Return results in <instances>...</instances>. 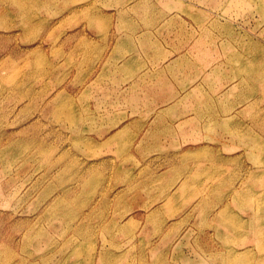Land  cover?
<instances>
[{"label":"rangeland","instance_id":"374dc122","mask_svg":"<svg viewBox=\"0 0 264 264\" xmlns=\"http://www.w3.org/2000/svg\"><path fill=\"white\" fill-rule=\"evenodd\" d=\"M264 0H0V264H264Z\"/></svg>","mask_w":264,"mask_h":264},{"label":"bare ground","instance_id":"6f19581e","mask_svg":"<svg viewBox=\"0 0 264 264\" xmlns=\"http://www.w3.org/2000/svg\"><path fill=\"white\" fill-rule=\"evenodd\" d=\"M262 76L264 77V74Z\"/></svg>","mask_w":264,"mask_h":264}]
</instances>
